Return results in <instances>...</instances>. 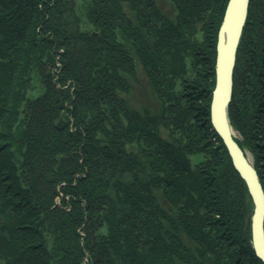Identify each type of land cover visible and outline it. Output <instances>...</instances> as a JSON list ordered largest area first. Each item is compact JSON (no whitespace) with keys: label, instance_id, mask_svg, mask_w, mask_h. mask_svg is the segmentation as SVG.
Returning a JSON list of instances; mask_svg holds the SVG:
<instances>
[{"label":"trees","instance_id":"1","mask_svg":"<svg viewBox=\"0 0 264 264\" xmlns=\"http://www.w3.org/2000/svg\"><path fill=\"white\" fill-rule=\"evenodd\" d=\"M227 2L0 0V264H264L210 121ZM228 116L264 188V0Z\"/></svg>","mask_w":264,"mask_h":264},{"label":"water","instance_id":"2","mask_svg":"<svg viewBox=\"0 0 264 264\" xmlns=\"http://www.w3.org/2000/svg\"><path fill=\"white\" fill-rule=\"evenodd\" d=\"M248 6L249 0H228L225 8L216 46L215 86L210 104V121L223 140L233 166L247 184L254 205L251 242L255 254L264 262V188L254 164L234 138L228 116L237 48L247 19Z\"/></svg>","mask_w":264,"mask_h":264},{"label":"rangeland","instance_id":"3","mask_svg":"<svg viewBox=\"0 0 264 264\" xmlns=\"http://www.w3.org/2000/svg\"><path fill=\"white\" fill-rule=\"evenodd\" d=\"M138 76H139V79H140V81H141V83H142V80L144 79V77H143V75H141L140 73L138 74ZM136 92V91H135ZM231 123V122H230ZM232 125V124H231ZM233 127V126H232ZM233 130H234V136H238L239 137V134L237 133V131L233 128ZM245 152H246V154L248 155V158L252 161V163H253V155H252V153L250 152V151H248V150H244ZM253 207H254V205H253Z\"/></svg>","mask_w":264,"mask_h":264}]
</instances>
